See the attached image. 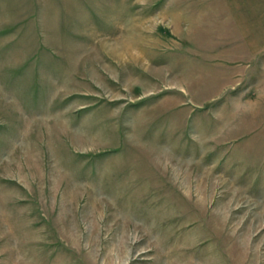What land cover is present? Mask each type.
Instances as JSON below:
<instances>
[{
	"label": "rangeland",
	"instance_id": "obj_1",
	"mask_svg": "<svg viewBox=\"0 0 264 264\" xmlns=\"http://www.w3.org/2000/svg\"><path fill=\"white\" fill-rule=\"evenodd\" d=\"M258 5L0 0V264H264Z\"/></svg>",
	"mask_w": 264,
	"mask_h": 264
},
{
	"label": "crops",
	"instance_id": "obj_2",
	"mask_svg": "<svg viewBox=\"0 0 264 264\" xmlns=\"http://www.w3.org/2000/svg\"><path fill=\"white\" fill-rule=\"evenodd\" d=\"M237 12H240L242 14L236 16V17H233L231 19V17H228L226 16V20H236V21H257L259 20V22H261L262 20H264V14H261L262 12H264V6H254V7H242V8H239L238 10H235ZM244 12H249L250 15H244ZM220 18H223V17H220ZM260 25V23H259Z\"/></svg>",
	"mask_w": 264,
	"mask_h": 264
}]
</instances>
